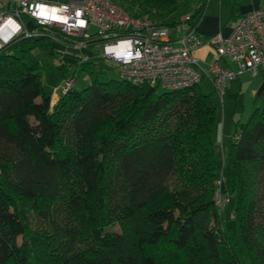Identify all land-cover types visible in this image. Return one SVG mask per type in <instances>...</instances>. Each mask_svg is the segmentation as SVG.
<instances>
[{
    "label": "trees",
    "instance_id": "trees-1",
    "mask_svg": "<svg viewBox=\"0 0 264 264\" xmlns=\"http://www.w3.org/2000/svg\"><path fill=\"white\" fill-rule=\"evenodd\" d=\"M110 1L168 27L198 13L184 0ZM48 39L0 51V264H241L239 246L264 264V105L235 124L220 167L211 84L92 80L53 106L41 67L25 61L35 47L53 54ZM96 68L60 66L65 82Z\"/></svg>",
    "mask_w": 264,
    "mask_h": 264
},
{
    "label": "built area",
    "instance_id": "built-area-1",
    "mask_svg": "<svg viewBox=\"0 0 264 264\" xmlns=\"http://www.w3.org/2000/svg\"><path fill=\"white\" fill-rule=\"evenodd\" d=\"M192 18L193 12H189L174 27H168L135 18L110 0H0V51L22 38L43 34L51 38L53 31L64 37L58 41L76 51L88 48L83 39L100 40L96 49L118 65L122 81L178 91L207 80L223 103L226 90L239 74H257L264 69V9L242 16L229 37L218 35L210 41L215 53L203 72L194 67L197 60L193 52L203 41L190 25ZM92 27L99 32L91 35ZM74 85V81H66L62 92ZM224 181L222 175L215 194L220 208L230 202L222 192Z\"/></svg>",
    "mask_w": 264,
    "mask_h": 264
},
{
    "label": "crops",
    "instance_id": "crops-1",
    "mask_svg": "<svg viewBox=\"0 0 264 264\" xmlns=\"http://www.w3.org/2000/svg\"><path fill=\"white\" fill-rule=\"evenodd\" d=\"M53 1V0H51ZM67 1V0H66ZM65 1V2H66ZM190 11H198L192 25L196 28L203 45L193 52L197 60L195 69L203 72L213 59L215 48L210 41L218 35L229 37L240 18L252 11L264 9V0H184ZM231 68L236 69L234 65ZM209 83L208 81H206ZM210 85V83H209ZM211 88V86H209ZM229 104L230 117L223 115L218 120L216 153L221 160L227 159V153L236 130V123H246L256 108L264 105V69L257 74L243 72L233 80L226 90L222 110ZM240 114L236 121L234 116ZM224 166V165H223Z\"/></svg>",
    "mask_w": 264,
    "mask_h": 264
},
{
    "label": "rangeland",
    "instance_id": "rangeland-1",
    "mask_svg": "<svg viewBox=\"0 0 264 264\" xmlns=\"http://www.w3.org/2000/svg\"><path fill=\"white\" fill-rule=\"evenodd\" d=\"M57 3H63L66 0H53ZM25 20L28 21V18L25 17ZM98 28L92 27L89 31L91 35L98 33ZM180 36V34H178ZM64 37L59 33L51 34V38L48 39L51 46L53 47V54L50 53L49 50L44 49L42 47H35L33 50H30L25 55V61L29 65L38 64L41 67L42 72V83L45 90L52 94V105L55 106L61 95L63 94L62 89L65 85V76H70V72H64L60 69V66L63 64L65 66H72L74 64H81L85 57H88L89 62L96 64L97 68L94 70L93 75H79L76 74L74 77V88L78 91L83 90L87 86L92 83V80H98L100 82H110V81H122V77L120 75V70L118 65L105 59L100 55V52L94 47H88L87 49H82L81 51H76V49H72L68 46V44L64 42H60L58 40H62ZM66 40V39H65ZM72 41V40H71ZM71 43V42H67ZM33 44V43H32ZM34 45V44H33ZM21 49H15L13 51L14 54H20ZM66 73V74H65ZM202 91L204 93H210V85L206 81L201 84ZM162 89H159L158 92H162ZM212 99L214 104L217 106L218 110V119L224 116H232L234 113L229 112V104L226 102V108L223 111L222 106L220 104L219 99L212 95ZM237 121L240 117V114L234 116ZM223 161L221 160V156L219 154V166L222 167ZM233 199V203H234ZM227 210L225 209V216H227ZM112 231H118V226L111 228ZM237 255L241 264H250V260L248 259L244 249L242 246H239L237 250Z\"/></svg>",
    "mask_w": 264,
    "mask_h": 264
}]
</instances>
